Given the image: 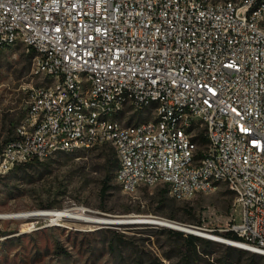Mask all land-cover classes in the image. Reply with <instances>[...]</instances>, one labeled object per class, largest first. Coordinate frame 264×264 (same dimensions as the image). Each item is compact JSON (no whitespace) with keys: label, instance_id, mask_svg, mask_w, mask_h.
Wrapping results in <instances>:
<instances>
[{"label":"built area","instance_id":"obj_1","mask_svg":"<svg viewBox=\"0 0 264 264\" xmlns=\"http://www.w3.org/2000/svg\"><path fill=\"white\" fill-rule=\"evenodd\" d=\"M14 47L43 84L0 174L110 145L127 194L227 186V245L264 257V0H0V50Z\"/></svg>","mask_w":264,"mask_h":264},{"label":"rangeland","instance_id":"obj_2","mask_svg":"<svg viewBox=\"0 0 264 264\" xmlns=\"http://www.w3.org/2000/svg\"><path fill=\"white\" fill-rule=\"evenodd\" d=\"M31 69L32 55L24 48L0 50V154L27 114L30 88L43 84L33 78ZM130 115V124L154 116L153 112ZM113 160L115 150L104 145L60 153L0 174V215L70 211L76 218L107 222L168 220L201 228L204 231H198L206 236L227 233L238 217L235 197L225 185L186 200L173 198L164 186L127 194L116 181ZM108 176L109 188L103 195ZM43 215L0 218V264H264V259L215 244H191L189 233L176 235L162 225L93 224Z\"/></svg>","mask_w":264,"mask_h":264},{"label":"bare ground","instance_id":"obj_3","mask_svg":"<svg viewBox=\"0 0 264 264\" xmlns=\"http://www.w3.org/2000/svg\"><path fill=\"white\" fill-rule=\"evenodd\" d=\"M49 213H52V214H49ZM43 214H45V215H52L57 220H60V219H71V220L86 221V222L93 223V224H97V223L108 224L107 221H105L106 219L105 220H99V219H96V218L95 219H93V218H86L87 219L86 220V219H82V218L73 217L71 215L72 212H70V211H54V213L53 212H40V213L37 212L35 214H33V213H23V214H12V215H0V218H2V219L3 218H13V219L14 218H17V219H22V218H29V217H32V216H41ZM45 215H43V216H45ZM166 221L167 222H162V221H160V222L158 221L157 222V220H156V221H143V222L144 223L147 222L148 224H160V225H163V226H172V227H175V228H177V227L178 228H182V229L185 228V229L191 230L194 233H199V234L204 235V233L199 232L196 229L187 228V227L183 226L182 224H179V223H176V222H171V221H168V220H166ZM135 222H142V221H140V220L139 221H133V220L132 221H114V225L132 224V223H135ZM207 237H211V238H213L215 240H218V241H225V240H227L225 238L217 237V236H214V235H212V236L209 235ZM227 244H230V242L227 243Z\"/></svg>","mask_w":264,"mask_h":264},{"label":"trees","instance_id":"obj_4","mask_svg":"<svg viewBox=\"0 0 264 264\" xmlns=\"http://www.w3.org/2000/svg\"><path fill=\"white\" fill-rule=\"evenodd\" d=\"M35 162H38V161H35ZM109 162L112 163V160H109ZM32 163L33 162L27 163L25 165H20V166L16 167L15 169H18L21 166L26 167L28 165H31ZM113 166H117V168H118V160H117V157H116V153H115V160H113ZM109 179H110V176H108L106 178L105 182H104V187H103V190H102L103 195H105V193L108 191V188H109V186H108ZM170 219L171 220H174L175 218L171 217ZM179 224H181V223H179ZM182 225H184V224H182ZM170 232L173 233V234H176V235H180V236L186 235L183 232H178V231H174V230H171ZM214 236H217V237L224 236V237H226L225 239H227V240H233V241H239L240 240L239 237L236 236L232 232H227L225 234H222V233H220L218 231H215L214 232ZM186 237H187L188 242H190L191 244H195V243H198V242H205V243H208V244H211V245H214L215 244V245H218V246H222L223 248H226L229 251H234L236 253L238 252V253L243 254V255H246V256H252L253 258L264 259L263 257H260L257 254H251L248 251L238 250V249H235V248H232V247L223 246L222 244H218V243L212 241L211 239H204L203 237H199V236L192 235V234H188V235H186ZM221 238H223V237H221Z\"/></svg>","mask_w":264,"mask_h":264},{"label":"water","instance_id":"obj_5","mask_svg":"<svg viewBox=\"0 0 264 264\" xmlns=\"http://www.w3.org/2000/svg\"><path fill=\"white\" fill-rule=\"evenodd\" d=\"M173 222V221H171ZM106 223V222H105ZM108 224H114V222H107ZM157 225H160V224H157ZM163 226V225H162ZM187 228H193V229H196V230H201V231H204L203 229L201 228H197V227H194V226H191V225H183ZM165 227H168V228H171V229H174V230H178L180 232H185V233H189V234H192V235H196V236H199V237H203V238H208V239H211V240H214V241H217V242H221V243H224V244H227L228 242H225V241H218V240H215L211 237H207L205 235H202V234H199V233H194L192 232L191 230H188V229H185V228H175V227H172V226H165Z\"/></svg>","mask_w":264,"mask_h":264}]
</instances>
